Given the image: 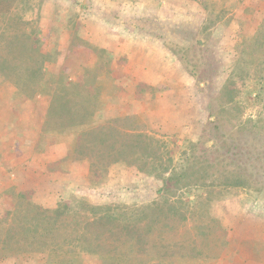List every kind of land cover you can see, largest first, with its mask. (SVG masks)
I'll return each instance as SVG.
<instances>
[{
	"label": "rangeland",
	"instance_id": "obj_1",
	"mask_svg": "<svg viewBox=\"0 0 264 264\" xmlns=\"http://www.w3.org/2000/svg\"><path fill=\"white\" fill-rule=\"evenodd\" d=\"M24 2L28 7L25 9L24 4L25 18L38 28L41 49L49 58L45 68L47 82L58 80L59 77L75 80L86 64L91 66L94 61L90 57L91 52L85 47H78L77 37L95 46L94 41L107 44L110 41L108 37L120 40L122 49L118 56L113 54L111 74L103 73L105 75L100 76V105L93 123L88 127L102 125L111 119L136 117L137 121L132 120L134 122L129 124L133 127H129V130L138 128L158 138L164 150L170 152L174 164H177L188 143H196L203 138L213 96L221 90L226 80H237L241 91L238 102L242 114L239 117L225 114L227 120H224L223 126L225 130H235L238 133L236 137L241 136L242 151L238 153L240 156L236 158L238 161L235 164L242 160L245 167L264 182V91L263 99L258 101L260 103L253 101L264 78V40L262 46L254 43V38L261 30L260 25L264 22V0H210L214 9L216 5V14L221 8L226 12L220 15L222 18L211 28L210 37L200 38L204 44L199 49L189 51L187 57L185 51L195 44L206 16L203 8L194 0ZM43 10L48 15L44 16ZM92 12H99L100 16L90 19ZM96 20L100 21L97 23ZM70 26L74 27L71 31ZM106 26L115 28V31L108 33ZM147 50L149 54H143L149 56L144 70L147 75L145 72L141 75L135 72V69L139 70L144 65V62L140 63L136 59L140 57L137 51ZM133 53L137 57H133L129 65L128 56ZM186 59L198 61L200 68H207L209 75L214 76L213 83H198ZM149 68L156 69V72L153 73ZM132 75H141L147 81H133L129 79ZM10 88L14 87L0 78V93ZM50 93V85H45L41 94L29 101L37 104L38 108L43 105L48 107ZM15 96L24 98L17 90ZM221 111L219 106L217 114H221ZM247 120H252L250 129L254 125L258 129L240 135L238 131ZM88 127L64 133L47 131L46 139L42 138L43 142L46 141L45 144L41 143L42 148L56 145L67 147V144L72 147L79 134ZM244 156L245 159H251L247 164ZM76 164L64 166L66 170L73 169L79 175L76 190L73 189V193L65 191L64 195L53 192L50 196L56 202L55 207L62 204L76 208L86 202L94 206L117 205L124 211L139 212L159 197L157 190L161 182L154 176L139 173L126 163L113 165L101 183L91 181L88 161ZM4 166L0 170V221L13 208L18 192L22 191L13 171H9L7 165ZM199 194L193 191L186 200L193 202ZM38 198L41 195L34 193V201L43 205ZM210 213L220 220L227 231V247L219 258L183 264H264V191L237 190L227 194L213 201ZM3 231L2 226L0 238ZM82 256L85 264H102V256ZM46 260L47 257L40 254L8 253L0 259V264H46Z\"/></svg>",
	"mask_w": 264,
	"mask_h": 264
},
{
	"label": "trees",
	"instance_id": "obj_2",
	"mask_svg": "<svg viewBox=\"0 0 264 264\" xmlns=\"http://www.w3.org/2000/svg\"><path fill=\"white\" fill-rule=\"evenodd\" d=\"M194 1L206 16L195 44L185 51L186 57L189 51L204 44L200 38L210 37L211 28L226 12L221 8L216 14V5L214 9L210 0ZM24 4L28 9L24 0H0V78L27 100L36 98L45 85H50L44 131L84 129L93 123L98 112L102 94L99 79L111 74L113 54L77 37L76 44L90 50L93 63L84 66L75 80L59 77L47 82L45 68L49 58L41 49L38 28L25 18ZM260 29L254 43L262 46L264 22ZM186 62L198 83H213L214 76L209 75L207 68H200L198 61L192 59ZM263 80L253 99L255 103L263 99ZM240 95L237 80H226L210 103L204 139L188 143L177 164L158 138L138 128L129 130L136 117L111 119L83 130L63 161H88L94 183H101L113 165L126 163L161 182L158 199L139 212L86 202L76 208L62 204L49 208L34 201L33 191H20L13 208L0 221L4 230L0 259L8 253L44 255L46 264H85L84 254L102 256V264H183L219 258L228 245V233L210 213L213 201L237 190L264 191V182L242 160L235 164L242 151L241 136L236 137L235 130H225L223 126L225 114H242ZM219 106L221 114H217ZM251 123L252 120L244 121L239 134L258 129L257 125L250 129ZM243 159L246 164L251 160L245 156ZM193 191L200 194L189 202L186 198Z\"/></svg>",
	"mask_w": 264,
	"mask_h": 264
},
{
	"label": "crops",
	"instance_id": "obj_3",
	"mask_svg": "<svg viewBox=\"0 0 264 264\" xmlns=\"http://www.w3.org/2000/svg\"><path fill=\"white\" fill-rule=\"evenodd\" d=\"M43 11L45 16L47 11ZM98 13L92 12L90 19L100 16V13ZM96 21L98 23L100 20ZM43 22L47 24L45 20ZM91 22L94 23L93 21ZM114 29L107 27V32L115 31ZM47 30L49 32V29ZM108 40L110 41L107 44L98 43V41L94 42L97 46L102 44V48L109 50L114 56H118L122 49L120 48L122 47L120 40L109 37ZM126 49L128 50V48ZM137 53L140 57L133 53L132 56H128L127 64L130 65L133 57H137L136 59L140 63L144 62V65L140 66L141 69L139 70L135 69V72L138 71V74L141 75L145 72V75H147L144 70L147 64L146 59L149 56H143V54H149V50L137 51ZM80 62L87 63L85 61ZM149 70L156 72V69L152 70L149 68ZM141 75H132L129 76V79L139 83L147 81ZM15 91L16 89L10 88L6 89L5 92H1L2 94L0 93V170L4 169V165H7L8 170H12L15 174L16 183L21 185L20 190L33 191L35 194L41 195V198H38L41 199L40 203L46 207L54 208L56 202L50 196L54 194L53 192L63 193L70 191V193H73L76 190L79 175L73 169L72 171L70 169L66 170L64 166H68V163L77 165V162L63 161L68 156L72 148L71 145L67 144V147L65 145H56L42 148L41 143L45 144L46 142H43L42 138L43 140L46 139V134H48L47 131H44L48 107L43 105L42 108H38L37 104L32 103L25 97L15 98Z\"/></svg>",
	"mask_w": 264,
	"mask_h": 264
}]
</instances>
